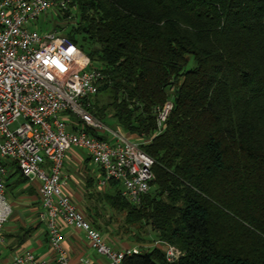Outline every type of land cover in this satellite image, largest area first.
Masks as SVG:
<instances>
[{
    "label": "trees",
    "instance_id": "trees-1",
    "mask_svg": "<svg viewBox=\"0 0 264 264\" xmlns=\"http://www.w3.org/2000/svg\"><path fill=\"white\" fill-rule=\"evenodd\" d=\"M71 9L59 29L105 74L89 111L149 139L154 161L139 204L114 180L100 194L128 237L147 226L182 252L168 262L157 245L123 264H264V0H69L59 17Z\"/></svg>",
    "mask_w": 264,
    "mask_h": 264
},
{
    "label": "built area",
    "instance_id": "built-area-1",
    "mask_svg": "<svg viewBox=\"0 0 264 264\" xmlns=\"http://www.w3.org/2000/svg\"><path fill=\"white\" fill-rule=\"evenodd\" d=\"M68 1L0 0V248L2 228L11 211L4 160L11 159L23 177L37 182L39 218L54 264H69L62 246V225L82 231L89 247L105 259L83 264H123L137 250L112 246L64 192V156L72 147L85 151L101 172L97 184L117 181L122 197L136 205L149 191L154 161L140 148L149 139L132 138L118 127L110 128L89 111V98L105 78L100 67L92 65L60 29L42 31L27 26L54 5L63 14ZM171 107L170 100L154 107L155 134L164 129ZM71 122L78 128L68 129ZM83 126L103 137L87 133ZM157 245L168 262L182 254L176 246L158 239L150 248ZM6 264L48 262L24 250L13 254Z\"/></svg>",
    "mask_w": 264,
    "mask_h": 264
},
{
    "label": "crops",
    "instance_id": "crops-1",
    "mask_svg": "<svg viewBox=\"0 0 264 264\" xmlns=\"http://www.w3.org/2000/svg\"><path fill=\"white\" fill-rule=\"evenodd\" d=\"M72 126L69 123L68 129ZM12 162L14 161L11 159L4 160L5 191L11 211L2 228L0 264H6L13 254L24 250L31 251L48 264H54V253L48 244L45 225L39 218L41 207L37 182L27 180L19 171L15 173V169L11 167ZM62 170L65 178L64 192L84 213L93 227H97L96 229L100 227V231L107 236L112 246L134 247L138 252L151 249V244L140 247V243L135 241L129 243L113 235L114 227L108 219L107 211L97 205L98 200L102 198L101 194L106 190L109 191L110 187L108 184L104 186L97 184L101 172L85 151L75 147L70 148L65 153ZM61 234L62 246L68 256L69 264H83L84 261L99 263L105 260L89 247L82 231L62 225ZM144 239L153 240L151 231L149 237Z\"/></svg>",
    "mask_w": 264,
    "mask_h": 264
},
{
    "label": "rangeland",
    "instance_id": "rangeland-1",
    "mask_svg": "<svg viewBox=\"0 0 264 264\" xmlns=\"http://www.w3.org/2000/svg\"><path fill=\"white\" fill-rule=\"evenodd\" d=\"M57 6H52L47 12H45L44 14H41L36 21H34V23H31V25H27L30 27L35 26V28L40 29L42 31L45 30H50L52 28H57L59 29L60 26H63V29L67 26V25H71L72 23H74V19H76L75 14L76 11L74 9H71L70 14L67 16L66 20H63L59 17L58 14V10H57ZM19 124L18 122L13 123L10 128H13L15 126H17ZM105 124L108 125L109 127L115 129V124L113 122V120L111 119H107L105 121ZM100 208H102L103 210H105V212L107 211L108 214V219L111 223V225H113L114 227V233L113 235L120 238L121 240H125L129 243L134 242L135 243H140V247H146L150 244H152L153 241H148V240H137L134 239L133 237H128L131 235L132 232H135L136 229L132 226H127L125 225L123 222V217L120 214H116L114 211L111 210V208L105 203V200L103 198L98 200ZM125 226V227H124ZM149 227H144L140 232L139 235H141V238H145V237H149ZM112 236V235H111ZM152 237V236H151Z\"/></svg>",
    "mask_w": 264,
    "mask_h": 264
}]
</instances>
